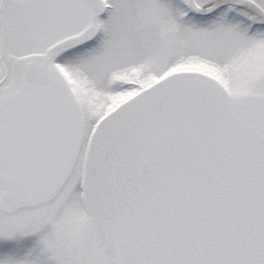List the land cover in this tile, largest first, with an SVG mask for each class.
I'll return each instance as SVG.
<instances>
[{
	"label": "snow or ice",
	"instance_id": "6c2138e0",
	"mask_svg": "<svg viewBox=\"0 0 264 264\" xmlns=\"http://www.w3.org/2000/svg\"><path fill=\"white\" fill-rule=\"evenodd\" d=\"M0 264H264V0H0Z\"/></svg>",
	"mask_w": 264,
	"mask_h": 264
}]
</instances>
